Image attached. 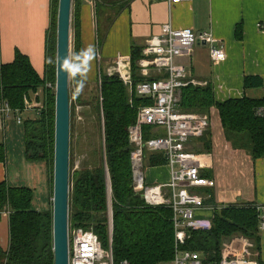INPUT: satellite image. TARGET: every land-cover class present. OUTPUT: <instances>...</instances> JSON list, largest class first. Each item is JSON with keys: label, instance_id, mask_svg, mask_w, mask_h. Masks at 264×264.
<instances>
[{"label": "trees", "instance_id": "obj_1", "mask_svg": "<svg viewBox=\"0 0 264 264\" xmlns=\"http://www.w3.org/2000/svg\"><path fill=\"white\" fill-rule=\"evenodd\" d=\"M58 9L59 0H52L44 79L40 78L28 58L20 52L16 53L13 63L0 66V100H7L13 110L26 115L24 126L28 159L45 162L52 173L55 91L46 88V83L56 84ZM77 10L72 13L75 37L72 75L79 97L81 86L86 82L82 72L80 16ZM142 51L143 47H132L131 51L132 78L136 85L151 80L140 75ZM244 88L262 89L264 80L257 76H247ZM79 101L84 103L80 98ZM27 103L34 110H28ZM152 103L131 94L119 76L100 74L99 82L96 83V96L91 98L90 103H84L92 107L97 115L99 146L94 151L93 160H85L77 169L71 153L69 225L92 230L103 246L108 247L107 209L110 187L114 214L113 252L117 263L128 260L131 264H171L175 255L172 210L165 206H147L133 183L132 147L128 128L136 121L138 109ZM263 107L264 97L254 99L244 96L219 103L211 84H190L182 90L183 112L211 116L214 110L217 111L228 142L235 150L247 151L254 160L264 159V117L257 115L258 109ZM74 116L75 107L71 113L72 123ZM161 134L154 132L152 127L144 129L147 139ZM205 144L209 148L207 139ZM165 164L163 153H147L146 168ZM32 201L31 190L11 188L5 182L0 184V219L3 212L8 211L10 214V247L7 252L0 247V264H55L53 209L48 212L35 211ZM253 205L234 204L216 210L211 229L191 231L186 249L201 252L208 261L217 263L224 242L235 235H242L253 240L259 251V215Z\"/></svg>", "mask_w": 264, "mask_h": 264}, {"label": "crops", "instance_id": "obj_2", "mask_svg": "<svg viewBox=\"0 0 264 264\" xmlns=\"http://www.w3.org/2000/svg\"><path fill=\"white\" fill-rule=\"evenodd\" d=\"M51 1L0 0V66L13 63L20 52L41 79L46 77ZM76 9L80 16L83 78L89 84H96L102 73L114 76L112 71L122 65L132 73V47L144 48L148 39L162 34L163 25L171 23L176 29L211 32L218 45L225 48L226 60L219 63L212 61L208 46L203 44L195 45L177 58L176 62L188 70L192 85L211 84L219 103L244 96L264 97V88H244L247 76L264 80V0H193L173 7L161 0H73L72 13ZM100 17L106 34L101 46L97 37ZM150 74L152 78L160 76L153 68ZM20 117L22 124L13 116L0 121V159L3 158L0 184L5 182L11 188L31 190L32 208L48 212L53 209L50 170L45 162L28 159L26 115ZM210 119L207 136L188 144L192 152L210 157V168L202 171V175L213 179L216 187L201 190L212 196V201L207 203L264 205V159L254 160L247 151L232 147L217 111L212 112ZM145 176L148 184H166L171 179V170L167 164L148 167ZM214 214L209 207L196 215L199 220L212 221ZM0 247L4 252L10 247L8 211L0 219ZM248 259L254 264H264V232H260V250L252 249Z\"/></svg>", "mask_w": 264, "mask_h": 264}, {"label": "built area", "instance_id": "obj_3", "mask_svg": "<svg viewBox=\"0 0 264 264\" xmlns=\"http://www.w3.org/2000/svg\"><path fill=\"white\" fill-rule=\"evenodd\" d=\"M160 1V0H154ZM170 7L192 2L193 0H161ZM197 44L208 46L213 62L226 60L225 48L218 45L211 32H194L192 29H176L171 23L162 26V34L146 41L139 61L140 75L149 81L134 84L130 69L119 66L112 75L119 76L131 94L153 102L138 109L136 121L128 128L129 143L132 147L133 183L147 206H165L172 210V223L175 232V255L171 264H254L248 255L255 248V242L245 236L235 235L224 242L220 260L208 261L205 254L186 249L193 230H210V220H199L197 212L210 209L213 212L228 205L214 203L210 194L201 190L215 188L213 179L202 175L210 168L207 154L192 152L188 144L203 138L211 127L207 114L185 113L181 109L183 88L189 86L188 70L176 62L177 58ZM152 68L157 70L159 78H152ZM196 84V83H195ZM193 84V85H195ZM46 88L55 91L56 84L47 82ZM28 110L34 108L27 103ZM38 113L41 110H36ZM18 110H13L7 100H0V121L13 116L22 124ZM257 115L264 117V107L258 109ZM162 129L163 134L145 138L144 129ZM148 152L163 153L166 164L171 170V179L166 184H148L145 165ZM259 215V229L264 232V205L254 204ZM113 207L112 191H108L107 225L109 246L104 247L99 237L82 227L69 225L70 264H131L128 260L117 263L113 252Z\"/></svg>", "mask_w": 264, "mask_h": 264}, {"label": "water", "instance_id": "obj_4", "mask_svg": "<svg viewBox=\"0 0 264 264\" xmlns=\"http://www.w3.org/2000/svg\"><path fill=\"white\" fill-rule=\"evenodd\" d=\"M73 0H59L55 90L53 243L55 264H70L71 33Z\"/></svg>", "mask_w": 264, "mask_h": 264}, {"label": "rangeland", "instance_id": "obj_5", "mask_svg": "<svg viewBox=\"0 0 264 264\" xmlns=\"http://www.w3.org/2000/svg\"><path fill=\"white\" fill-rule=\"evenodd\" d=\"M102 18H99L98 22V42L102 45L105 41L106 34L103 31ZM74 32L71 33V75H70V100H71V113L73 107H75V116L73 118V123L71 122V153L72 158L76 163L75 168L77 169L82 165L85 160H93L94 151L97 150L100 140H99V124L97 120V115L93 111V108L86 106L84 103H90L91 98L96 96V84L88 83L85 81L80 91V96L76 94V87L73 83V57H74ZM103 67V66H102ZM103 69H105L103 67ZM99 82V80H98ZM97 82V83H98ZM79 98L82 102L80 103ZM72 119V118H71ZM215 122V121H214ZM163 133L162 129L157 130ZM145 170L147 171L148 168ZM51 180L54 182V166L53 173L50 169Z\"/></svg>", "mask_w": 264, "mask_h": 264}]
</instances>
